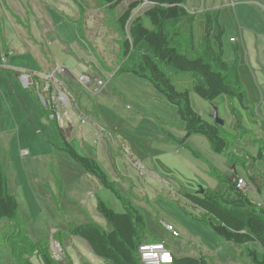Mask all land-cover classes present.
I'll list each match as a JSON object with an SVG mask.
<instances>
[{
  "label": "rangeland",
  "instance_id": "rangeland-1",
  "mask_svg": "<svg viewBox=\"0 0 264 264\" xmlns=\"http://www.w3.org/2000/svg\"><path fill=\"white\" fill-rule=\"evenodd\" d=\"M57 1V6H62L63 11L66 8L65 13L76 21L74 25L62 19L53 8H42V0H0V27L3 32H8L12 28L10 23L14 17L11 14L16 5L21 2L25 8L29 4L35 9V17L38 19V22L34 19L32 28L33 36H38L35 38L37 41L41 43L42 40L36 24H40L42 28L50 24L59 40L56 41V47L61 48L63 43L81 47L78 56L85 58V63L82 60L76 61L79 71L85 69L87 72L88 66L95 67L97 73L91 76L104 82L101 92L95 97L90 96L80 85L67 77L64 79L67 92L79 100L81 107L87 110L89 119L86 124L80 123L77 118L74 119L76 137L69 138L71 145L75 147L77 144L85 156L90 154L109 180L114 182L117 191L139 208L144 216L147 238H159L177 258H199L202 255L206 257L208 264H254L246 255H240L237 247L215 235L209 228L199 225L192 216H198L200 210L187 206L177 194L178 190L195 193L204 188H217L218 182L210 173V169L231 175L230 157L214 154L202 135L191 136L187 142L189 148L174 142L171 136L176 139L183 138V124L165 97L148 80L118 71L125 62L121 55V42L127 38V28L122 33L117 25V18L128 3L137 0H123L113 11L101 6L98 0H82L81 11L71 0ZM193 2L197 8L199 0ZM43 9L46 15L41 20L42 14L39 12ZM144 10L140 5L134 14L142 16L143 25L151 28L148 19L143 16ZM21 18L19 20H26L28 26L30 25L28 18ZM197 27L202 30V36L204 20L203 17L198 18V15L193 25V38L194 28L196 32ZM22 30L27 38H31L30 31L23 27ZM232 31V28L228 27L223 36L225 60H228L226 52H229L230 58L233 57L232 45L224 38ZM232 36L234 37L233 33ZM202 38L203 36L201 40ZM194 44L199 48L200 43L198 45L195 39ZM215 44L213 41L212 45ZM44 46L49 55V47ZM59 55L65 65L70 63L69 69L74 66L75 57L67 53L65 56ZM184 84H187L186 80ZM93 86L92 82L90 88ZM242 86L247 106L253 110L250 116L235 98L223 96L209 103L196 94L189 93V103L194 112L212 120L211 116L215 110L223 122L222 132L242 142L238 149L243 157L234 155L239 161H236V164L240 165V170L244 169L241 163L248 161L247 157L250 158L256 153L258 146L253 142L254 139L264 136V103L251 104L248 99L249 89H245L243 84ZM36 103L41 107L39 102ZM230 106L240 111L246 133L233 130ZM97 122L105 132L97 130L94 125ZM50 133L54 135L52 130ZM54 137L55 135L51 139ZM85 145L89 146L87 150ZM47 149L49 148L46 142L36 143L35 148L29 144L27 159L20 157L21 151H14L11 155L5 151L0 152V165L8 177V193L16 197L18 219L23 223L26 235L34 243L50 242L56 231L69 241L64 236L68 228L87 223H94L109 233L112 227L97 212L96 199L105 202L116 213L123 212L120 200L65 152ZM256 165L260 168L264 163L257 162ZM247 194L251 199H255L253 193ZM262 195L264 196V192ZM162 223L173 225L179 236L173 237L164 229ZM11 230L10 224L0 220V264H15L6 242ZM76 240V247L82 256L69 247V257H63L59 261L53 260L56 264H108L93 256L85 242L78 238ZM249 248L257 247L250 244ZM31 263L42 264L36 256L31 258Z\"/></svg>",
  "mask_w": 264,
  "mask_h": 264
},
{
  "label": "trees",
  "instance_id": "trees-1",
  "mask_svg": "<svg viewBox=\"0 0 264 264\" xmlns=\"http://www.w3.org/2000/svg\"><path fill=\"white\" fill-rule=\"evenodd\" d=\"M71 1L83 7L82 0ZM98 1L101 6L113 11L123 0ZM187 1L137 0L128 3L117 18L120 31L123 33L127 28V38L121 42V55L125 62L118 71L148 80L165 97L183 124L182 139L170 135L174 142L189 148L187 142L190 137L202 135L214 154L230 157L233 169L238 165L234 157L238 155L233 149L240 148L242 142L225 135L221 126L213 120L205 119L194 112L189 103V93L192 92L209 103L223 96L235 98L242 109L249 116L252 115L253 110L247 106L245 91L238 75L237 47H233L232 60L226 61L222 49L224 30L218 26L216 17L205 12L202 48L197 52L193 38L196 13L186 10ZM140 5L145 8L143 16L148 19L151 28L143 25L142 16L134 14ZM213 41L217 45L216 49L212 45ZM185 80L187 84H184ZM30 92L39 102L35 92L32 90ZM229 110L233 130L237 133H246L240 111L231 106ZM80 111L83 112L81 106ZM43 113L46 117L44 110ZM50 123L56 132L59 149L86 173L94 176L104 188L114 193L123 208V212L116 213L97 198L96 210L111 225L112 230L106 233L94 223H87L70 226L64 236L83 240L96 258L108 264H141L138 247L147 243L162 242L157 238H147L143 214L137 206L117 191L114 182L109 180L98 162L92 157L78 154L57 125ZM253 142L258 146L256 153L250 158L247 157L248 161H243L242 167H247L249 162L264 163V139L258 137ZM238 157L241 158L243 155ZM210 173L218 182L217 188H204L201 189V193L178 190L177 194L187 206L201 211L198 216H192L195 221L237 247L240 255H246L254 264H264V207L252 202L236 187L235 173L231 176L224 175L213 168L210 169ZM247 181L258 194L264 189V178L258 173L248 174ZM180 208L189 214L183 206ZM0 220L11 224L12 230L7 238V244L15 264H32L31 258L34 256L40 258L43 264H56L49 253V242L34 243L26 235L23 223L18 219L17 200L7 191L6 174L1 165ZM52 241L59 243L64 257L67 256L68 241L58 232L53 233ZM250 244L256 245L259 251L257 248H249ZM164 246L168 249L166 244ZM172 257V264H207L204 256Z\"/></svg>",
  "mask_w": 264,
  "mask_h": 264
},
{
  "label": "crops",
  "instance_id": "crops-1",
  "mask_svg": "<svg viewBox=\"0 0 264 264\" xmlns=\"http://www.w3.org/2000/svg\"><path fill=\"white\" fill-rule=\"evenodd\" d=\"M71 2L74 6H78L81 11L82 7H80V5H77L73 1ZM57 3H59L57 0H42V8H53L57 13L61 15L62 19L74 25L76 21H74L73 18L68 16L67 13H65L67 12L66 8L65 11H63L62 6H57ZM16 6L17 7L14 8V12L11 14L14 17L13 19L11 18L10 23L12 28L8 32H3L2 28L0 27V51L12 52L8 59L11 70H0V152L5 151L11 155L14 151L26 150L28 152V155L25 158H22L20 154V157L22 159H27V157L29 156V144H32V146L35 148L36 143L42 144L46 142L49 148L47 150H51V148L59 149V141L53 125L44 116L42 107H40L36 103V100L32 97L30 90H25L20 84L18 78L19 73L17 72L20 70H24L28 72L38 73V80L40 84L43 82L42 76L49 74L56 67H61L63 69L67 68L69 71L67 69L65 70L66 77L73 83H76V80L82 75H87L91 77L92 80H95L97 77H92L91 75H95V73L97 72L95 71L94 66H88L89 71L87 72L85 69L79 71V67L77 66L76 61L82 60L83 63H85V58L78 56L81 52V47H79L78 45L68 46L64 43L61 45V48L56 47V41L59 40L54 33L55 30L50 24L46 28H42L40 24L38 25V23L36 24L39 29V36L42 40L41 43L37 41V39L35 38L38 36H33L32 33V28L34 26L33 22L35 20H37L36 22H38V19L35 17V9L32 8L29 4L27 5V7L24 8L21 2L20 5L17 4ZM185 8L190 13L195 12L196 18L197 15L198 18L203 17V20L205 12H209L214 18V15H216L218 26L224 30V34L227 31L228 27L232 28V33L234 34V37L230 32L224 38H226L228 42L231 43L232 48L234 46L237 47L239 79L244 85L245 89H249L248 99L251 104H253L254 102H259V104L264 103V0H199L197 8H195L193 0H188L185 5ZM39 14H42L41 20H43L44 15H46L45 9H43L42 12H39ZM23 16L28 18V21L30 20L29 26L26 20H19L22 19L21 17ZM231 21L232 24H230ZM20 25H22L24 29H27V31H30L31 38L26 37ZM201 32L202 30L200 31L199 27H197L196 32L194 28L195 42L198 43V45L200 43L199 48H197V45L194 44L198 49L196 50L197 52H200L202 48L201 37L203 36V34L201 36ZM44 45L49 47V55H47L46 51L44 50ZM54 46L56 48H54ZM213 47L216 49L217 45L215 44L213 45ZM66 53L69 54V56L76 58H74L73 60L75 61V64H73L74 66L71 69H69L68 67V64L70 63L66 62L67 65H65L64 60L63 62H61L62 58L59 54L65 56ZM226 53V55H228V60L226 61H231L232 58H230L229 52ZM93 55L98 57L97 54ZM40 74L42 76H40ZM249 94L251 96H249ZM82 109L87 116V110L85 108ZM74 128L75 126L69 127L64 132H62L64 136L67 137L66 139L68 140V142H70L69 138L76 137L74 136ZM51 130L55 135L54 138H56V141H54V138L53 140L51 139V137L54 136L50 133ZM258 137L264 139V136ZM252 147L254 148L255 146ZM84 148L85 150H87L89 146L85 145ZM74 149L77 151L78 154L85 156L83 155V153L81 152V148L77 144ZM233 151L238 156H241V154H239V149H233ZM88 155L90 156V154ZM256 164L257 163L253 164L250 162L248 163L247 167H243V170H240V167L236 165L233 169L231 168L229 171L231 175L235 173L237 178H241L246 181L248 174L258 173L264 178V166H261L259 168ZM249 170H251V172H249ZM7 180L8 177L6 174V185ZM249 192L253 193L255 199H251L249 197V195L247 194ZM263 192L264 189H262L261 193L258 194L253 187L252 189L246 192V195L255 204L259 206H264V196L262 195ZM6 222L10 224V222ZM198 224L203 227H206L200 223ZM68 239L69 241L66 248V252L69 247H72L76 253L82 256L80 250L76 247V242H78L76 240L77 238L68 237ZM84 244L86 245V243ZM86 246L88 247V245ZM168 251L170 252L169 248ZM171 255L175 256L173 255V253H171ZM65 257H69L68 254ZM38 259L41 262V259Z\"/></svg>",
  "mask_w": 264,
  "mask_h": 264
},
{
  "label": "built area",
  "instance_id": "built-area-1",
  "mask_svg": "<svg viewBox=\"0 0 264 264\" xmlns=\"http://www.w3.org/2000/svg\"><path fill=\"white\" fill-rule=\"evenodd\" d=\"M233 41V40H231ZM12 52L0 51V70H11L8 59ZM18 78L20 84L25 90H32L35 92L42 109L46 113V118L49 122L57 125V127L64 132L69 127L75 126V118L82 124L89 122L88 117L80 111V105L73 95L67 92L64 79L66 77L65 69L56 67L49 74L41 75L43 82H39V74L35 72H28L20 70ZM93 82V88L90 85ZM76 83L80 85L90 96H97L104 86V82L96 78L92 80L87 75L80 76ZM99 132L106 130L100 123L94 124ZM109 136L108 133H106ZM21 157L25 158L28 155L26 150L21 151ZM236 187L246 194L247 191L253 188L252 184L237 178ZM164 229L171 233L173 237H178V232L170 224L162 223ZM49 253L53 260L59 261L64 257V253L55 241L49 243ZM138 256L141 264H172L173 257L163 243H147L138 247Z\"/></svg>",
  "mask_w": 264,
  "mask_h": 264
},
{
  "label": "water",
  "instance_id": "water-1",
  "mask_svg": "<svg viewBox=\"0 0 264 264\" xmlns=\"http://www.w3.org/2000/svg\"><path fill=\"white\" fill-rule=\"evenodd\" d=\"M212 120L219 126H222L223 125V122L219 119L218 115H217V112L214 110V113L213 115L211 116ZM202 191L200 190V193Z\"/></svg>",
  "mask_w": 264,
  "mask_h": 264
}]
</instances>
